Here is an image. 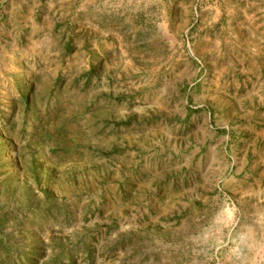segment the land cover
<instances>
[{"label":"rangeland","instance_id":"1","mask_svg":"<svg viewBox=\"0 0 264 264\" xmlns=\"http://www.w3.org/2000/svg\"><path fill=\"white\" fill-rule=\"evenodd\" d=\"M0 264H264V0H0Z\"/></svg>","mask_w":264,"mask_h":264},{"label":"clouds","instance_id":"2","mask_svg":"<svg viewBox=\"0 0 264 264\" xmlns=\"http://www.w3.org/2000/svg\"><path fill=\"white\" fill-rule=\"evenodd\" d=\"M244 241H245V236L244 235H241L240 236V242L243 243ZM233 252H234V254H237L238 255L239 252H240L239 246L234 247Z\"/></svg>","mask_w":264,"mask_h":264}]
</instances>
